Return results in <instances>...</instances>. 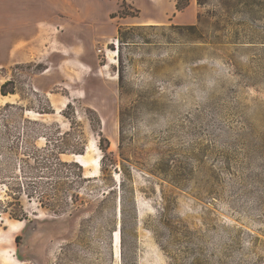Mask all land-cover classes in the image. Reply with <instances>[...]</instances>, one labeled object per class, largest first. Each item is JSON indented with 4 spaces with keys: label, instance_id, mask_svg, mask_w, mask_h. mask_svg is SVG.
Returning a JSON list of instances; mask_svg holds the SVG:
<instances>
[{
    "label": "rangeland",
    "instance_id": "374dc122",
    "mask_svg": "<svg viewBox=\"0 0 264 264\" xmlns=\"http://www.w3.org/2000/svg\"><path fill=\"white\" fill-rule=\"evenodd\" d=\"M137 1L0 0V264H264V0ZM48 139L88 178L59 214L26 188Z\"/></svg>",
    "mask_w": 264,
    "mask_h": 264
},
{
    "label": "trees",
    "instance_id": "16d2710c",
    "mask_svg": "<svg viewBox=\"0 0 264 264\" xmlns=\"http://www.w3.org/2000/svg\"><path fill=\"white\" fill-rule=\"evenodd\" d=\"M182 6L180 0H178L176 7L179 9ZM7 82L2 83L0 86V91L4 95L6 94L4 87ZM2 132L4 133L0 132V164L5 166L0 167V179H3L1 183L4 185L6 196L0 198V217L2 212H7L10 218L19 219L17 211H13L10 208L17 204L18 198L12 195L11 189L13 188L10 186V182H6L9 178L11 179L10 175H8L10 173L8 166L12 150V147L8 144V138L6 135L4 136V134L8 133V125L6 123L3 124ZM23 149V156L26 158L23 161L32 170L33 177L39 178L27 184V194L30 197L34 195L39 198L42 206L51 209L56 214L67 211L77 201H81L79 194L71 193V190L75 183L87 181L88 178L84 176L82 165L79 162L75 160L66 161L60 158V154L65 153L62 150L61 142L48 139L42 147L25 145ZM29 159L33 161V164L29 162ZM44 178L45 181H42ZM49 191H56L53 192L57 196L56 200H53L54 196L50 195ZM18 204L20 206V203ZM19 211L22 212L23 210ZM19 238L20 236L17 235L15 241L18 242Z\"/></svg>",
    "mask_w": 264,
    "mask_h": 264
},
{
    "label": "crops",
    "instance_id": "0c3cea01",
    "mask_svg": "<svg viewBox=\"0 0 264 264\" xmlns=\"http://www.w3.org/2000/svg\"><path fill=\"white\" fill-rule=\"evenodd\" d=\"M16 1H17V3L18 2L21 3V5H18V7H21L20 10H23V11H26V12L27 11H31V9L32 10H39L40 12H43V11L46 12V11H49V10L50 11L51 10L54 11V6H50V5H46L45 4L46 0H16ZM88 1H90V0H79V1L73 0L74 3L72 4V6L74 8H76V9L80 10V8L83 7L84 4L87 3ZM177 1L178 0H175V4H173L174 9H175L177 14H174L172 12V14H171L172 17L175 19V17L178 16V13H186L188 16L193 18L194 15H195V9L193 8L192 2L186 3L185 5L182 6V8L178 9L176 7ZM137 3H138V1L134 0V4H137ZM145 4L147 6H153L154 5L153 0H146ZM32 6L35 7V8L34 9L31 8ZM168 16L169 15H167L166 19H169ZM74 48H76L77 50L76 49L74 50ZM85 49H86V46H83V45L73 46L71 44H68V45H65L64 47H62L60 50H61V53H64L65 51L74 52L75 55L77 56V53H82V54L85 53L84 52ZM76 56L72 55L70 57V59H68L70 61V63L66 65V66H69V67L73 68L74 74H72L71 76L74 77V78L77 75H79V74L80 75L83 74L84 71H85L84 69L87 66L86 63L81 61L82 58L80 56H78V58H75ZM76 62L79 63V64H77Z\"/></svg>",
    "mask_w": 264,
    "mask_h": 264
},
{
    "label": "bare ground",
    "instance_id": "6f19581e",
    "mask_svg": "<svg viewBox=\"0 0 264 264\" xmlns=\"http://www.w3.org/2000/svg\"><path fill=\"white\" fill-rule=\"evenodd\" d=\"M119 225V224H118ZM119 234H120V231L119 229L115 231V240H116V246H118V243H119ZM118 255V254H117Z\"/></svg>",
    "mask_w": 264,
    "mask_h": 264
},
{
    "label": "water",
    "instance_id": "95a60500",
    "mask_svg": "<svg viewBox=\"0 0 264 264\" xmlns=\"http://www.w3.org/2000/svg\"><path fill=\"white\" fill-rule=\"evenodd\" d=\"M76 161V160H75Z\"/></svg>",
    "mask_w": 264,
    "mask_h": 264
}]
</instances>
